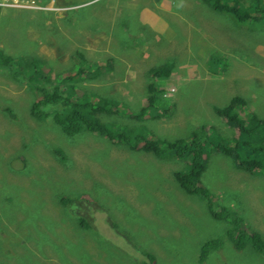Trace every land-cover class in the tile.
Segmentation results:
<instances>
[{
  "label": "rangeland",
  "instance_id": "1",
  "mask_svg": "<svg viewBox=\"0 0 264 264\" xmlns=\"http://www.w3.org/2000/svg\"><path fill=\"white\" fill-rule=\"evenodd\" d=\"M231 1L261 21L252 16L238 24L229 14L205 10L201 56L193 57L183 50L188 23L173 16L176 53L164 63L173 65L171 74L140 75L133 84L132 71L140 68L102 67L101 36L76 26L100 12L101 3L73 15L37 0H0V50L22 72L0 75V264H151L143 251L155 256L154 264H201L202 245L214 238L223 245L204 264H264V253L251 244L235 247L226 236L231 219H217L209 208H225L264 239V126L239 149L242 159L260 161L259 169L242 168L215 148L220 140L234 145L240 133L216 107L240 97L246 101L236 108L241 118L254 112L264 121V0ZM76 27L77 40L69 43ZM70 45L71 55L59 57L57 49ZM40 70V87L61 80L64 96H82L73 100L79 104L91 100L86 112L95 110L99 124L130 142L138 133L177 143L194 132L208 136L200 182L209 196L187 194L176 181L177 171L189 170V156L145 153L87 131L68 136L53 116L35 119L31 106L42 94L28 78Z\"/></svg>",
  "mask_w": 264,
  "mask_h": 264
},
{
  "label": "trees",
  "instance_id": "2",
  "mask_svg": "<svg viewBox=\"0 0 264 264\" xmlns=\"http://www.w3.org/2000/svg\"><path fill=\"white\" fill-rule=\"evenodd\" d=\"M205 3H208L213 10L218 13H226L235 18L236 22L244 23L248 21L252 16H258L259 21H261L262 17L258 14H251L244 11L237 5V2H232L231 0H203ZM257 10V8H256ZM255 17L254 19H256ZM80 56L82 54L80 53ZM18 60L14 61L11 56L7 55L4 51L0 50V75L2 72H5V76L22 74L21 71H17L16 69H12L13 66H16ZM20 64V62H19ZM84 68V67H83ZM81 68L76 76H80L84 73V69ZM173 70V65H163L160 67H154L151 69L150 74L154 78H164L168 77ZM44 70H40L36 73V75H31L28 78V82L33 84L39 93L42 94V98L40 100L35 101L30 110V114L37 120H45L50 116H53L55 122L63 129V131L68 136H77L83 132H93L94 134H99L102 136H106L109 141L119 140L120 142L127 143L130 142L124 133L121 132L120 135H116L111 129L108 128L105 124H99L96 118L94 117V111H87L86 107L89 104H92L91 100L83 104H79L76 100L74 103V99H81L82 96L77 97L76 95H68L64 96L61 91V80L59 83L53 86H48L51 89L46 87H40L37 84V80L44 76ZM16 78L19 75L15 76ZM74 85H72L73 87ZM75 90L72 91V93ZM75 93V92H74ZM91 97V95H88ZM87 100V99H86ZM246 101L240 97H236L233 101L230 102L225 107H216L215 112L221 117L227 118L229 122H232L233 126H239L240 133L238 138L235 139V144L232 145L229 142H224L220 140L218 145L215 148L218 152L223 153L231 158H233L236 162H238V166L242 168H261L260 161L253 159H242L240 155V147H243L247 144H251L252 137L256 135L257 131L260 127L264 126V121L258 117L256 113H252L249 117L242 119L237 113L236 108L238 106L244 105ZM107 103V101H104ZM62 105L61 107L67 108L66 112H61L56 105ZM153 106V98L149 97V107ZM50 107V108H48ZM243 107V106H242ZM106 108L105 104H100L98 110H104ZM62 109V108H61ZM13 117V114L11 113ZM249 121V123L244 122ZM91 134V133H90ZM150 134V133H149ZM199 132H194L192 134V138L188 139L185 143H177L173 141H161L157 139L156 136H149L143 133H138V135L130 142V148L133 150H141L145 153H155L160 156L161 154L167 153L168 151H173L177 156H189L190 168L187 172L177 171L174 175L176 181L179 183L180 187L190 195H198L206 197L208 195L207 190L202 186L200 179L205 170V162L208 161V156L206 150L204 151V147L206 149V144H208V136L206 138H199ZM212 144V142H210ZM128 144V143H127ZM209 145V144H208ZM55 155L58 157L59 153L56 151ZM209 196V195H208ZM66 200L65 202H68ZM70 202H73L72 200ZM209 208L217 219H231L230 224L233 225V228H229L226 232V236L229 238L231 242L235 245L237 249H242L246 243L254 246L255 250L259 253H264V239L258 233L250 234L246 228H244V221L236 217H231L232 214L226 211L225 208L222 209V212L217 213L214 211V207L212 203L209 205ZM223 243L220 238H214L206 241L202 245V251L199 256V262L204 264L207 260L209 254L214 250L221 249ZM142 255L146 257L150 263L154 264L155 256L142 252ZM146 264V263H145Z\"/></svg>",
  "mask_w": 264,
  "mask_h": 264
},
{
  "label": "crops",
  "instance_id": "3",
  "mask_svg": "<svg viewBox=\"0 0 264 264\" xmlns=\"http://www.w3.org/2000/svg\"><path fill=\"white\" fill-rule=\"evenodd\" d=\"M37 1L42 8H45L44 5L48 8L56 6L58 10L73 12V15L88 7L96 10L101 3L100 12L87 14L83 25H80V21L76 26L83 31L90 28V31L95 30L101 36L106 47L102 67L109 70L115 65L126 70L132 63L140 68L137 72L132 71L136 73L133 84L140 75L150 74L152 68L164 65L165 60L172 57V49L176 53L173 45V16H180L189 26L190 33L188 29L186 31L189 38L184 39L183 50L187 51L188 56H201L200 39L205 32L203 22L209 20L205 10L211 9L203 0H118V4L105 3V0H65L66 5L62 0ZM79 29L76 27L68 32L72 37H68L69 43L77 40ZM70 47L58 48V56L69 57ZM160 84L164 85L162 80Z\"/></svg>",
  "mask_w": 264,
  "mask_h": 264
}]
</instances>
